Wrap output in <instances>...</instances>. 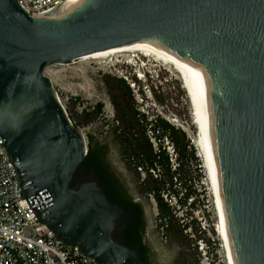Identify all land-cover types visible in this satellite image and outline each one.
Masks as SVG:
<instances>
[{
    "label": "water",
    "instance_id": "water-1",
    "mask_svg": "<svg viewBox=\"0 0 264 264\" xmlns=\"http://www.w3.org/2000/svg\"><path fill=\"white\" fill-rule=\"evenodd\" d=\"M61 7L34 18L0 0V136L24 196L44 198L41 221L99 264H144L137 246L115 239L133 212L110 201L94 170L73 183L89 146L45 71L153 42L191 73L235 264H264V0H80L59 15Z\"/></svg>",
    "mask_w": 264,
    "mask_h": 264
},
{
    "label": "rangeland",
    "instance_id": "rangeland-1",
    "mask_svg": "<svg viewBox=\"0 0 264 264\" xmlns=\"http://www.w3.org/2000/svg\"><path fill=\"white\" fill-rule=\"evenodd\" d=\"M132 53L84 61L73 59L48 67L45 74L51 79L72 122L82 130L88 146L103 147L113 172L142 206L146 225L144 240L151 250V261L169 264L179 259L182 264H226L223 243L217 232L218 220L211 187L195 142L196 127L192 123L190 103L181 80L166 65ZM137 60L146 66L143 68L150 70L149 84L136 80L132 75L134 68L131 65L141 68ZM120 79L124 81V87H129L131 102L128 107L116 108L109 96L121 99L123 87ZM117 115L122 117L119 118L120 123L116 122ZM122 119L127 125L139 126L142 132H122L120 128L125 125ZM166 124L185 131L193 144L195 160L186 159L188 156L183 158L181 178L198 194L185 203L183 198L180 201L168 196L172 188L167 186L164 200L175 207L169 218L161 214L156 200L148 192L149 177L143 179L144 175L135 169L130 154L132 149L127 146V142L134 138L149 137L156 148L154 137L148 135H152V127L163 128ZM164 146L174 169L177 166L176 152L167 139ZM196 159L202 164L201 170L197 168ZM160 173L168 177L166 168L161 167ZM198 176H201L200 182ZM177 178L181 181L180 176ZM187 219L191 221L190 226L184 227Z\"/></svg>",
    "mask_w": 264,
    "mask_h": 264
},
{
    "label": "built area",
    "instance_id": "built-area-1",
    "mask_svg": "<svg viewBox=\"0 0 264 264\" xmlns=\"http://www.w3.org/2000/svg\"><path fill=\"white\" fill-rule=\"evenodd\" d=\"M67 1L16 0L34 18L52 13ZM43 199L24 196L19 172L0 136V264H99L41 221L37 211Z\"/></svg>",
    "mask_w": 264,
    "mask_h": 264
},
{
    "label": "trees",
    "instance_id": "trees-1",
    "mask_svg": "<svg viewBox=\"0 0 264 264\" xmlns=\"http://www.w3.org/2000/svg\"><path fill=\"white\" fill-rule=\"evenodd\" d=\"M120 82H122L123 91H128L127 93L129 94V87H124V81L122 79H120ZM152 128V135L148 136L154 137L157 145L156 148L152 146L153 143L150 142L149 137L146 139L134 138L132 141L127 142V146L132 149L130 154H132L131 159L135 163V169H141L142 172H139L144 174L143 179L147 180L149 177L148 192L152 194L156 200L161 214L165 218H169L172 213L175 212V207L164 200L163 194L168 192L167 186H171L172 188V191L169 192L170 194H167L168 196L180 201L183 198L185 203H187V201L192 198L194 194L198 195L195 190H192L190 187L186 186L181 178L183 158L188 156L186 159L191 158L195 160L196 153L192 148L193 144H191V140L185 131L167 124L163 128H160V126ZM165 139L172 143L173 150L176 152L177 166H174V169H172L173 166L170 162L169 153L166 152L167 147L164 146ZM103 157L104 151L102 150V147H100V145L90 144L88 154L84 161L86 170L89 171L93 169L96 172L112 203L118 204L126 210L135 211V215L130 219V221H128V223H126L125 227H123L122 234L116 235L117 238L115 236V239L127 245L137 246L140 250V257L144 264H148V259L145 255L147 246L143 243V234L145 233L146 227L143 208L139 203L134 202L132 197L125 198L123 195L117 194L112 190L113 182H117L122 190L124 189V192L125 186L121 183V181L119 182L116 177H114V180H110L103 175ZM196 165H198L197 168L201 170L200 165L202 164L199 162V160H197ZM161 167L166 168L168 173L167 178L165 175L160 173ZM157 171L158 173H156ZM177 176H180L181 181H179ZM174 180L176 181L175 183ZM198 181H201V176H198ZM177 182L179 185H177ZM191 219L193 220V217ZM187 221L188 223L183 221V223L185 222L184 227L190 226L189 224L191 221H189V219H187Z\"/></svg>",
    "mask_w": 264,
    "mask_h": 264
},
{
    "label": "bare ground",
    "instance_id": "bare-ground-1",
    "mask_svg": "<svg viewBox=\"0 0 264 264\" xmlns=\"http://www.w3.org/2000/svg\"><path fill=\"white\" fill-rule=\"evenodd\" d=\"M79 1L80 0H68L64 5H62L61 12L59 13V15L67 14ZM124 52H133L132 54L138 53L145 56L146 58H151V60L155 63L164 64L167 67L171 68L176 73V76L178 75V78L181 80L182 87L185 90L187 94V98L190 103L191 112L194 111V113L191 114V118L193 125H195L196 127L195 142L197 143L198 146L197 148L199 150L200 157L202 158V162L204 165L203 167L206 172L207 180L209 186L211 187L213 205L218 220L217 232L221 237V242L223 243L222 245L224 248L226 264H235V260L232 254L229 237L227 233L226 220L222 209V197L220 193L219 181L210 154L206 134L200 116L197 111L196 101L193 92V84L191 80V73L188 69V66L186 65L182 57L174 54L173 52L153 42L150 43L138 42L120 49L102 51L99 53L87 55L76 59L84 61L88 59L106 58L113 56L114 54L124 53ZM134 61L136 62V55H134L133 62ZM195 119L196 122L193 121ZM198 129H200L201 131L199 132V134H198ZM217 210L218 212L220 210L219 214L217 213Z\"/></svg>",
    "mask_w": 264,
    "mask_h": 264
},
{
    "label": "flooded vegetation",
    "instance_id": "flooded-vegetation-1",
    "mask_svg": "<svg viewBox=\"0 0 264 264\" xmlns=\"http://www.w3.org/2000/svg\"><path fill=\"white\" fill-rule=\"evenodd\" d=\"M120 96H121V99H115L114 97H112L110 95L109 96L110 102H112L113 105L116 108L117 107L120 108V107H123V106L128 107L130 105V102H131L130 95L127 92H124L123 91V93H121ZM98 108H101V107H98ZM116 117H117L116 122L117 123H120L119 122V118H122V117H120L119 115H117ZM122 124H125V120L124 119H122ZM120 129H121L122 132H136V131L137 132H142V129L139 126H135L134 124H131V125L125 124ZM100 147H102V146H100ZM102 150L104 151L103 147H102ZM91 170H93V169H91ZM91 170L87 171L85 164H83L77 170V172H76V174L74 176V179H73V183L86 181L88 179V175H89V173H90ZM102 173L108 179L114 180V177H116L118 179V181L120 182V180L117 177V175L113 172V170L111 168V165L107 161V158L105 156V152H104V157H103V161H102ZM112 190L115 193H117V194L123 195L125 198L132 197L130 195L129 191L125 188V192H124L123 191L124 189L122 190V188L120 187L119 184H117V182H113ZM134 202H136V201L134 200ZM136 203H138V202H136ZM131 211L133 212V215L125 223L121 224V226L118 228V230L115 231V236L122 234L123 227H125L126 223H128V221H130V219L135 215V211H133V210H131ZM145 229H146V227H145ZM144 234H143V243L147 246L146 247V251H145V255L147 256L148 264H157V263H154L153 261H151V250L148 247V245L145 243ZM116 238H117V236H116ZM169 264H182V263H181V261L179 259L178 260L177 259H174V261L171 262V263H169Z\"/></svg>",
    "mask_w": 264,
    "mask_h": 264
},
{
    "label": "clouds",
    "instance_id": "clouds-1",
    "mask_svg": "<svg viewBox=\"0 0 264 264\" xmlns=\"http://www.w3.org/2000/svg\"><path fill=\"white\" fill-rule=\"evenodd\" d=\"M134 69H133V73L132 75H135L136 77V80L138 81H141L142 83H148L149 80L148 79H151V75H150V70L148 68H137L133 65H131ZM138 73H141L143 76H137ZM149 84V83H148Z\"/></svg>",
    "mask_w": 264,
    "mask_h": 264
}]
</instances>
